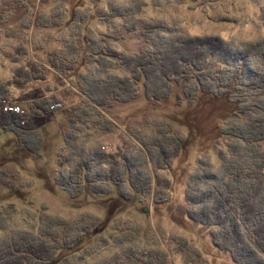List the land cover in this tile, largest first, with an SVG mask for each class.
I'll list each match as a JSON object with an SVG mask.
<instances>
[{"label":"rangeland","instance_id":"obj_1","mask_svg":"<svg viewBox=\"0 0 264 264\" xmlns=\"http://www.w3.org/2000/svg\"><path fill=\"white\" fill-rule=\"evenodd\" d=\"M146 1L149 4L144 18L178 20L189 34L237 37L242 41L264 36V0H220L212 7H193L177 0H156L159 6L154 7L152 0ZM126 2L40 0L35 9L37 24L28 30L32 47H42L36 57L47 63L49 51H60L71 41L79 40L81 18H85L84 33L95 40L98 32L109 31L118 37L113 45L125 52L147 47L139 32L123 28L118 33L116 26L123 25L118 19H112L110 23L115 26L107 28L101 20L100 15L106 14L109 6ZM64 9L69 16L66 19L64 14L62 20L60 12ZM219 15L228 20L214 21ZM24 17L25 8H20L11 28H20L27 18ZM77 44L85 47L79 41ZM11 66V61L0 59V82L10 77ZM76 72L63 76L64 73L48 68L49 93L43 89L29 93L13 90L18 98L30 101L56 94L53 104L60 109L45 113L34 126H23L26 143H21L15 130L0 124V208L12 204L16 210L6 211L8 219L0 215L5 227L0 237L13 238L26 232L46 235L53 218H60L66 220V225L53 224L45 237L70 247L58 251L53 258L58 264H186V257L194 252L187 249L182 241L185 239L201 252L207 264H235L230 254L216 247L210 228L188 218L185 194L200 170L206 172L220 166L219 154L232 141L221 131L236 118L238 104L229 94H200L190 99L181 85L159 102L147 100L141 89L136 99L114 102L98 111L86 105L73 77ZM67 110L75 119L73 123ZM164 131L174 138L186 139L179 155L172 159L162 157L157 147L163 141L165 152L171 153L176 146V141L164 137ZM82 162L89 166L88 181L84 182L83 193L74 197L72 192L79 190L82 181L74 178L72 182L70 177L69 182L67 178ZM135 180L147 182L151 195L140 196L132 187L137 185ZM65 181L69 189L65 188ZM159 181L168 182L170 189L158 185ZM205 185L198 183L196 188ZM157 192L161 200L168 197L167 201L154 203ZM38 222L41 224L34 228ZM97 224L102 231L90 234V242L83 239V243L75 245L85 226L91 229Z\"/></svg>","mask_w":264,"mask_h":264},{"label":"trees","instance_id":"obj_2","mask_svg":"<svg viewBox=\"0 0 264 264\" xmlns=\"http://www.w3.org/2000/svg\"><path fill=\"white\" fill-rule=\"evenodd\" d=\"M39 1L0 0V59L6 58L14 65L8 68L10 77L0 82V97L19 101L27 111L26 118L0 113V124L15 130L21 143H26L24 136L27 134L21 128H28L45 113L51 114L60 109L49 108L58 98L56 94L42 95L44 97L33 101L15 95L18 90L29 93L43 89L49 93L48 68L64 73L63 76L78 71L73 75L77 88L84 95L86 105L98 111L114 102L125 103L136 99L141 89L150 102L167 99L175 87L181 85L190 99L200 94L215 97L229 94L239 109L236 118L229 121L221 133L232 141L219 154L221 164L216 169L218 171L200 170L199 175L193 176L187 185V216L210 228L216 247L230 254L235 264H264V36L255 41H242L237 37L189 34L178 20L144 18L149 4L146 0H128L126 4L109 6L106 14L100 15L101 20L107 28L115 26L111 24L112 19H118L123 23L122 27L116 26L118 33L123 28L128 32H139L147 47L132 53L125 52L113 45L112 41L118 37L109 31L98 32L95 40L84 33L82 22L85 18H81L78 22L81 25L79 40L71 41L60 51H49L46 63L36 57L42 47L33 48L28 34L32 25L37 24L39 16L35 9ZM166 1L171 3L175 0ZM177 1L193 7H212L220 0ZM152 4L159 6L156 0H152ZM20 8H25L24 18H27L20 28H11V22ZM62 12L61 19H64V14L67 19V10ZM213 20L228 18L219 15ZM78 41L85 47H79ZM67 112L70 115L71 112ZM23 119L25 124H21ZM74 120L70 115V122ZM163 135L173 143L176 141V146L168 153L164 150L165 143L160 141L157 147L162 157H177L186 139L182 136L174 138L169 131H164ZM29 147L32 149V146ZM207 166L212 165L208 163ZM157 168L162 169V166ZM87 172L89 166L82 162L67 178L69 182L70 177L72 182L74 178L82 181L79 190L72 192L74 197L83 193L84 182L88 181ZM135 182L137 185L132 187L140 196L151 195L147 182ZM63 183L69 189V183ZM198 183L206 185L198 189ZM158 185H166L170 189L168 182L159 181ZM167 198L161 200L157 192L154 203L165 202ZM6 211L15 212V206L10 204L0 208L1 218H9ZM53 219L46 235L51 232L53 224L66 225L65 219ZM39 224L34 228H38ZM99 226L97 224L91 229L85 226L75 245L85 240L90 242V234L102 231L101 227H104L102 223ZM4 228L0 222V232ZM46 235L26 232L13 238L0 237V264H58L53 262V258L70 247L50 242ZM182 241H185L189 251L194 252L186 257V264H207L201 252L190 245V240Z\"/></svg>","mask_w":264,"mask_h":264},{"label":"built area","instance_id":"obj_3","mask_svg":"<svg viewBox=\"0 0 264 264\" xmlns=\"http://www.w3.org/2000/svg\"><path fill=\"white\" fill-rule=\"evenodd\" d=\"M56 105L52 103L49 107L50 110L56 109L58 107ZM0 113L8 115H17L20 118H26L27 111L25 108H23L19 101L0 97ZM25 123L26 121L25 119H23L21 121V124Z\"/></svg>","mask_w":264,"mask_h":264}]
</instances>
